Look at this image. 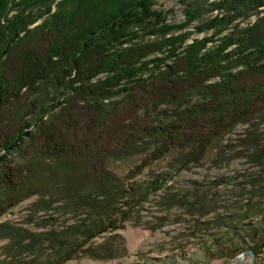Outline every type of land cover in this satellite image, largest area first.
Wrapping results in <instances>:
<instances>
[{"label": "trees", "instance_id": "1", "mask_svg": "<svg viewBox=\"0 0 264 264\" xmlns=\"http://www.w3.org/2000/svg\"><path fill=\"white\" fill-rule=\"evenodd\" d=\"M181 2L187 5L186 19L170 23L158 0H0V100L16 103L14 112L0 119L4 128L13 126L0 135V160L30 147L64 160L78 148L73 141L79 134L108 143L109 155L151 143L155 157L175 148L199 151L230 121L262 112L264 0ZM207 12L212 15L196 25L207 35L189 41L192 32L186 29ZM22 89L45 98L28 96L21 104ZM128 107L148 118L125 122ZM84 108L93 112L85 121ZM143 134L147 139L138 142ZM61 162L49 169L57 182L63 165H75ZM11 170L6 167L0 180L12 191H26L21 177L35 175L34 167L27 175ZM105 174L108 182L98 187L102 199L87 195L93 205L103 202L99 215L109 221H100L102 231L115 227L111 216L122 212L119 202L129 195L108 170ZM154 184L137 186L131 194L145 196L159 187ZM260 222L264 226V215ZM99 230L84 232L92 237Z\"/></svg>", "mask_w": 264, "mask_h": 264}, {"label": "rangeland", "instance_id": "2", "mask_svg": "<svg viewBox=\"0 0 264 264\" xmlns=\"http://www.w3.org/2000/svg\"><path fill=\"white\" fill-rule=\"evenodd\" d=\"M186 7L181 0H158L157 4L167 11L170 23L184 21ZM211 15L203 13L192 21L186 29L192 32L189 41L207 35L197 32L196 25ZM256 18L253 15L251 21ZM68 95L69 91L64 97ZM28 96L29 100L45 98L22 89L18 101L24 104ZM13 106L15 99L0 100V119L13 113ZM128 108L125 122L136 119L139 109ZM82 111L84 121L88 113L93 117L91 108ZM142 116L136 120L148 118ZM254 116L230 121L199 151L175 148L162 157H155L154 143L109 155L105 147H113L105 141L99 144L102 141L76 135L73 142L78 148L64 159L75 165H63L58 182L49 169L60 168L63 158L31 147L25 153L9 154L0 160V177L6 167L15 176L27 175L33 167L36 174L21 177L26 191L25 187L12 191L0 180V264H264L260 222L264 215V110ZM3 128L0 123V135L13 130L12 125ZM139 137L138 142L147 139L144 134ZM107 170L129 195L119 202L122 212L109 213L115 227L102 231L100 221H109L108 215H99L105 210L103 202L93 205L87 195L102 199L98 187L107 181ZM149 182L159 187L151 188L147 196L131 194ZM254 208L260 211L255 213ZM91 229L99 232L87 236ZM70 249L61 262L60 256Z\"/></svg>", "mask_w": 264, "mask_h": 264}]
</instances>
